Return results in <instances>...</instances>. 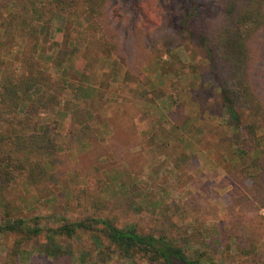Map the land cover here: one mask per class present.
Here are the masks:
<instances>
[{"label": "rangeland", "instance_id": "obj_1", "mask_svg": "<svg viewBox=\"0 0 264 264\" xmlns=\"http://www.w3.org/2000/svg\"><path fill=\"white\" fill-rule=\"evenodd\" d=\"M198 1L212 9L215 7L216 0ZM112 2L113 25L125 33L123 37L140 19L138 10L142 7L155 16V21L167 24L163 32L178 31V25L191 20L196 26L201 24L211 31L218 21L207 9H202L198 20L189 18L191 4L188 0ZM9 11H0V21L1 15ZM44 11L46 18H51L49 36L41 46V66L55 80L62 82L67 76L70 83L60 99V106L42 113L35 121L60 120L58 142L63 154L54 160L52 169L59 181L56 185L51 181L50 187L53 193L62 195L58 199L55 194L51 195L53 198L41 197L31 185H23L24 192L11 185L4 192L10 202L7 208L11 214L27 220L42 218L45 222L41 221L40 225L44 232L48 226L46 222L56 227L53 222L61 218L79 221L93 214L117 217L119 227L137 226L156 236L189 237V254L206 251L217 264H263L264 200H254L255 221L260 224L255 232L252 231L254 223L249 226L250 235L242 230L244 219H234L230 206L238 196H253L257 180L264 184V176L261 179L243 178L242 169L251 163L250 159H240L236 152L243 129L238 127L235 119L228 117L215 80L217 71L204 59L201 49L193 43H185L174 51V57L162 53L158 63L142 65L144 82H137L135 77L124 79L125 65L116 57L109 59L100 53L98 67L81 83L85 89L84 99L80 97L82 92L77 94L73 88L81 80L84 65L93 55L94 48L90 46L89 51L78 53L77 49L82 46L77 44L75 49H69V56L62 58L65 65L59 68L54 58L60 49L73 44L69 42L75 38V28L66 26L63 16L54 14L52 8L47 7ZM83 22L87 24L86 19ZM23 29H18L12 38L2 40L5 44H0V61L13 62L18 74V61L26 43L21 38ZM260 44L256 77L264 96V38ZM131 50L125 52L129 63H140V53ZM99 89L104 97L102 102L96 103L94 94ZM124 98L133 106L136 129L130 140L122 139V142L130 143L123 145L116 154L113 151L117 146L113 117ZM82 101L83 106L92 107L94 124L100 126L98 132L108 144L100 147L99 162L93 169L89 168L93 156L89 152L90 145L83 146L78 135L69 136L64 116L58 113L62 109L69 110L65 105L70 106V110H78ZM28 106V101L23 102L22 112ZM262 134L264 137V131ZM82 187H88L90 191L87 192L91 195L97 192L106 198L110 203L108 209L101 214L91 213V210L88 215L77 200V195H81L82 202L86 198ZM5 212V207L0 206V223ZM45 235L42 233L35 239L38 243L24 245L19 264H149L142 258L132 262L117 255L108 257L105 262L95 260L99 246L91 233L80 231L72 239L57 237L55 244H50ZM14 242L15 235L0 234V264H7ZM245 246L255 251L254 258L246 257L242 251ZM86 250L94 255L91 261L83 258Z\"/></svg>", "mask_w": 264, "mask_h": 264}, {"label": "trees", "instance_id": "obj_2", "mask_svg": "<svg viewBox=\"0 0 264 264\" xmlns=\"http://www.w3.org/2000/svg\"><path fill=\"white\" fill-rule=\"evenodd\" d=\"M188 2L191 4L189 18L198 20L202 9L211 11L217 17L218 21L211 31L205 30L201 24L196 26L191 20L178 25V31L163 32L167 24L161 20L155 21V16L142 7L138 10L140 19L134 22L127 36L123 37L125 33L113 25L115 11L112 0H0V11L10 10L1 15L0 44H5L2 40L12 38L18 29L23 28L21 38L26 42L18 61L19 74L13 62L0 61V125L3 126L0 129V206L5 207L6 211L0 223V234L15 235V242L6 259L7 264H19L24 245L38 243L35 239L42 233H46L50 244H55L57 237L72 239L80 231L91 233L92 239L99 246L95 260L101 262L117 255L132 262L142 258L149 264H217L206 251L189 254V237L176 238L166 234L156 236L143 232L137 226L119 227L117 217L90 215L94 212L101 214L110 203L97 192H91L94 193L91 195L87 192L90 191L88 187H82L81 190L86 194L84 202L80 199L81 195H77V200L90 216L79 221L61 218L53 222L57 224L56 227L46 222L48 226L45 232L40 225L41 221L45 222L42 218L27 220L14 217L7 208L10 202L4 193L11 185H16L20 190L23 185H31L41 197H52L55 194L58 199L62 195L53 193L50 187L51 181L55 185L59 181L52 169L55 167L54 160L62 153L58 142L60 120L35 121L36 118L40 119L42 113L60 106V99L70 83L67 76L62 82L55 80L39 60L41 46L49 36L51 17L46 18L44 10L47 7L52 8L54 14L62 15L66 26L75 28V38L69 42L73 44H68L64 50L60 49L54 58L59 68L65 65L62 58L69 56V49H75L77 44L82 46L77 49L78 53L89 51L90 46L94 48L93 55L89 56L84 65L81 80L73 88L77 94L82 92L81 98L85 97L81 83L89 72L98 67L100 53L109 59L116 57L125 65L124 79L135 77L137 82H144L141 70L143 64L158 63L162 53L174 57V51L181 44L193 43L199 47L204 59L217 71L215 80L223 95V106L227 109L228 117L235 119L238 127L243 129L236 152L240 159L251 160L242 169L243 178L261 179L264 176V96L256 77L260 61L259 47L264 38V0H216L213 9L198 0ZM131 49L140 53V63H129L125 52H131ZM101 92L99 89L94 94L96 103L102 102L104 93ZM25 101L29 102V106L22 112ZM65 106L69 110L62 109L58 113L68 119L69 136L82 134L89 143V152L93 156L88 167L93 169L99 162L100 147L108 145L107 141L97 132L92 112L81 107L70 110V106ZM132 110L133 106L127 98L115 109L113 127L117 146L113 147V151L116 154L124 148L123 145L130 143L122 142V139L130 140L136 129V117ZM254 193L253 196H238L230 206L234 219H244L242 230L248 235L252 223L253 232L258 230L260 224L255 221L257 218L253 206L255 199L264 200V184L261 180H257ZM247 240L251 241L249 238ZM251 244L254 245V241ZM242 251L248 258L256 255L253 249L246 246ZM93 256L92 251L86 250L83 258L91 261ZM251 261L257 263L255 259Z\"/></svg>", "mask_w": 264, "mask_h": 264}, {"label": "crops", "instance_id": "obj_3", "mask_svg": "<svg viewBox=\"0 0 264 264\" xmlns=\"http://www.w3.org/2000/svg\"><path fill=\"white\" fill-rule=\"evenodd\" d=\"M85 99V98H84ZM83 101L81 102V105H80V107L82 108V109H85V110H88V111H90V112H92L91 110H92V107H88L89 105H87L86 107L85 106H83ZM79 107V108H80ZM114 112H115V110H114ZM93 113V112H92ZM94 114V113H93ZM64 121L67 123V126L69 127V123H68V119H67V117L65 116L64 117ZM136 121V120H135ZM47 122V121H46ZM49 122V121H48ZM95 125H96V127H97V132L100 130V126H98L96 123H95ZM97 135H98V133H97ZM78 137L80 138V140H81V142H82V144H83V146H89V143L86 141V139H85V137L82 135V134H80V135H78ZM66 140H67V138H66ZM68 141V140H67ZM91 149V148H90ZM89 149V150H90ZM18 189V188H17ZM24 187L22 188V192H24ZM19 190V189H18ZM24 194V193H23Z\"/></svg>", "mask_w": 264, "mask_h": 264}]
</instances>
